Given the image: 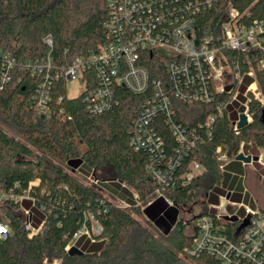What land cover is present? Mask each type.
Instances as JSON below:
<instances>
[{
	"label": "trees",
	"instance_id": "1",
	"mask_svg": "<svg viewBox=\"0 0 264 264\" xmlns=\"http://www.w3.org/2000/svg\"><path fill=\"white\" fill-rule=\"evenodd\" d=\"M232 7L238 11L239 24H264V0H215L195 15L197 39L222 48L234 74H240L241 81L229 76L235 87L246 92L256 81L261 96L247 93L252 120L237 130L235 118L225 112L207 126L214 104L174 98L178 122L203 123V141L183 153L182 163L164 186L148 170L149 153L131 144L142 94L113 84L107 107L95 110L89 93L101 79L93 68L84 70L79 93L69 95L63 70L108 39V1L0 0V222L10 229L9 236L0 239V264H45L56 258L63 264H222L203 251L192 253L198 214L186 221L174 206L192 204L203 194L200 214L208 213L209 204H218L224 189L230 192L226 169L242 165L236 160L240 150L264 149V32L259 34V45L246 51L224 46L222 28L231 19ZM49 35L52 43L46 41ZM156 53L145 56L152 76L160 75ZM233 93L220 98L230 99ZM156 125L168 153L174 155L179 142L166 116L160 115ZM222 154L230 160L224 169ZM78 158L87 171L69 165ZM194 161L202 171L188 179ZM98 170L111 188L90 180ZM243 170L244 186L264 211L261 172L248 163ZM123 184L136 192V198ZM159 186L174 205L158 197ZM122 192L127 206L114 196ZM21 208L29 211L26 219L38 228L32 236ZM153 220L156 230L150 229ZM214 220L231 237L241 226L223 217ZM95 223L100 232L93 231ZM84 227L91 235L81 234L74 244L84 253L69 254L67 245Z\"/></svg>",
	"mask_w": 264,
	"mask_h": 264
},
{
	"label": "built area",
	"instance_id": "2",
	"mask_svg": "<svg viewBox=\"0 0 264 264\" xmlns=\"http://www.w3.org/2000/svg\"><path fill=\"white\" fill-rule=\"evenodd\" d=\"M107 1L110 8V16L106 22L108 39L87 57H77L63 70V75L70 86L74 81L81 83L84 70L95 69L101 79L100 85L89 93V97H93L95 101V110L107 107L113 94V84L143 95L135 109L131 144L136 150L149 153L148 170L160 185H164L168 175L182 163L183 153H188L203 141V123H199V126H185L178 122L174 98L189 103L214 104L215 111L206 120V125L209 126L218 115L222 116L227 112L232 116L233 110L229 106L238 96L239 87H235L228 79L233 75L240 80V74H234L221 47L211 48L197 39L195 15L203 10V5L211 6L215 0ZM237 15L238 11L232 7L231 19L222 28L224 46L246 51L250 46L259 45V34L264 32V24H239ZM46 41L52 43L51 35L46 37ZM154 52L160 57L156 67L160 75L157 76L151 75L145 61V56L153 57ZM248 75L253 76L254 72L250 71ZM227 85L231 87L227 89ZM248 91H252L256 97L261 96L256 81L248 86L246 95ZM225 92L233 93L232 97L220 98ZM242 112L249 123L252 115L248 99ZM240 114L233 122L237 130ZM160 115L166 116L170 129L179 142L174 155L168 153L166 141L156 129V120ZM217 151L221 152V148L218 147ZM240 152L256 156L257 159H252L248 164H259L260 169H264L263 148L258 147L257 154L251 150L245 152L243 148ZM219 159L222 160L221 168L224 169L229 161L227 155L222 154ZM201 171L202 165L194 161L187 178L191 179ZM261 176L264 179V173ZM90 180L95 184L99 183L96 177H90ZM157 194L158 197H164L169 205H174L172 200L163 195L161 186L157 188ZM230 197L228 192L221 194L219 198L234 204ZM25 211L27 217H30L29 211ZM244 211L245 216L240 218L237 214L224 213L219 203L211 204L208 213L199 215L195 221L198 232L193 240L192 253L203 251L222 264H264V213L248 204L244 205ZM226 215L237 216L241 224L244 219L249 218V223L239 228L238 233L231 237L225 231L226 227L214 220ZM96 226L95 228L94 225L93 231L100 232V225ZM25 228L30 236L38 231L29 218L26 219ZM9 234V226L0 222V239H6ZM81 234L90 236L91 232L84 227L75 234V238ZM72 245L74 244L71 242L66 249L69 250ZM45 264L63 263L60 258H56L52 261L45 260Z\"/></svg>",
	"mask_w": 264,
	"mask_h": 264
},
{
	"label": "rangeland",
	"instance_id": "3",
	"mask_svg": "<svg viewBox=\"0 0 264 264\" xmlns=\"http://www.w3.org/2000/svg\"><path fill=\"white\" fill-rule=\"evenodd\" d=\"M228 81L231 82L229 79H228ZM80 88H81L80 81H74V82L70 83L69 95L76 96L79 93ZM246 101H247L246 93L243 92L241 90V88H239L238 89V96L236 97V99H234L232 101V103L229 106V109L234 111V114H232L233 116H231V114H230V116L233 117V119L236 117L238 118L239 113H242V111L244 110V106H245ZM250 150L254 154L258 153V148L256 146H254L253 148L251 147ZM229 162H230V160L227 161V163H229ZM240 162L242 163V165L240 167H238V168L232 167V168L226 169L227 173H228V179H229L228 183L226 182V188L232 192V196L230 197V199H231V201H234L235 203L230 204V203H227V201L225 199L219 198V204H220L222 211L224 213L229 212L231 214H237L240 218H242L245 216V211H244V205L245 204H248L253 208L260 209V207H259L258 203L256 202L257 200L255 199V194L250 193L247 189L248 187L246 188L244 186V183H243V179H244L243 164L244 163L242 161H240ZM254 165H256L259 172L262 171L261 173H264L263 172L264 169L261 168L262 169L261 170L259 164H254ZM79 168L83 171L88 170L86 164H84V163H82ZM92 172L94 174L95 171L93 170ZM96 175H97L96 178H98L100 184L102 183L106 186L108 185L110 188L112 187L111 183H108V181L102 180L104 178L102 170H98L96 172ZM249 177L251 179V176H249ZM249 177H247V181L245 183L248 182ZM263 183H264V179H263ZM123 186L127 187V189L130 191L131 196L136 198V196H137L136 192L132 188H130L129 186H126L125 184H123ZM224 190H225V194H226L227 190L226 189H224ZM122 193H120V194L116 193L117 195H114V196L117 197L118 199H120V200L117 199V201L122 206H127L128 203L125 200H122L123 198L126 197L125 196L126 193L125 194L124 193L122 194ZM223 195H224V193H223ZM261 198H262L261 199L262 203H264V193L263 192H262ZM203 199H204V196L202 194L201 196H199L197 201L192 203V204L184 205L183 207L175 205L174 207L179 210L180 216L184 220L190 221V219L193 217L194 214H198V216L201 215L200 212H202L203 208H204L203 207ZM209 206H211V203L209 204ZM20 211H21L24 219H26L27 214H26L25 209L21 208ZM261 212L264 213L263 210H261ZM96 227L97 226L95 224V228ZM156 228H157V226H156V224H154V220H153L152 224L150 225V229L156 230ZM189 228H191V226ZM84 239H86V238H84ZM76 242H78V238H74L72 241L73 244H75Z\"/></svg>",
	"mask_w": 264,
	"mask_h": 264
},
{
	"label": "water",
	"instance_id": "4",
	"mask_svg": "<svg viewBox=\"0 0 264 264\" xmlns=\"http://www.w3.org/2000/svg\"><path fill=\"white\" fill-rule=\"evenodd\" d=\"M231 87V85H227V89H229ZM248 124V121H247V117L245 115V113H241L240 114V120L238 122V127L241 129L243 127H245L246 125ZM253 160H256L257 157H251V155H245L243 152H240L238 153L237 157H236V160H239V161H242L243 163H250L251 161ZM83 159L82 158H78V159H72L69 161V165L72 166L73 168L77 169L81 163H82ZM224 218L228 221H238V217L237 216H224ZM249 223V218H246L242 221V224L240 226V228H243L245 226H247ZM68 253L71 254V255H74V254H82L84 253L83 250H81L79 247H77L76 245H72L70 247V249L68 250Z\"/></svg>",
	"mask_w": 264,
	"mask_h": 264
},
{
	"label": "crops",
	"instance_id": "5",
	"mask_svg": "<svg viewBox=\"0 0 264 264\" xmlns=\"http://www.w3.org/2000/svg\"><path fill=\"white\" fill-rule=\"evenodd\" d=\"M229 195L232 196V192H229Z\"/></svg>",
	"mask_w": 264,
	"mask_h": 264
}]
</instances>
